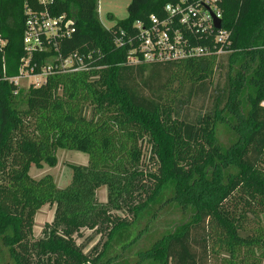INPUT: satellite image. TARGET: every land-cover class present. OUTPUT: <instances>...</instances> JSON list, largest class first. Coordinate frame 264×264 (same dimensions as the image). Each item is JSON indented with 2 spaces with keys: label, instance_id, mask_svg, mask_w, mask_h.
Instances as JSON below:
<instances>
[{
  "label": "trees",
  "instance_id": "trees-1",
  "mask_svg": "<svg viewBox=\"0 0 264 264\" xmlns=\"http://www.w3.org/2000/svg\"><path fill=\"white\" fill-rule=\"evenodd\" d=\"M176 1L131 0L128 17L106 27L99 0H54V15L77 20L64 55L79 51L93 68L22 88L10 78L25 55L26 6L43 5L0 0V264H118L127 257L108 253L128 229L171 204L182 219L137 252L140 260L264 264V0L221 1L232 52L207 60L218 81L185 85L167 120L166 92L183 62L129 64V47L114 40ZM219 122L239 135L228 148L216 139ZM61 148L89 156L71 166L65 187L50 173L31 175L32 166L57 165ZM45 205L54 216L35 238ZM83 229L100 235L87 253L75 238Z\"/></svg>",
  "mask_w": 264,
  "mask_h": 264
},
{
  "label": "built area",
  "instance_id": "built-area-1",
  "mask_svg": "<svg viewBox=\"0 0 264 264\" xmlns=\"http://www.w3.org/2000/svg\"><path fill=\"white\" fill-rule=\"evenodd\" d=\"M43 8L26 6L23 33L25 55L19 72L10 78L17 85H41L51 75L86 72L92 64L84 54L63 53V45L77 31L72 14L54 15L50 5L54 0H38ZM222 0H177L165 6V14H152L146 21L133 24L135 34L126 29L115 37L119 47H129V64L198 60L210 54L222 56L232 52V31L223 26ZM221 27H216V21ZM107 27V26H106ZM5 44V42H2ZM91 57V55L89 56Z\"/></svg>",
  "mask_w": 264,
  "mask_h": 264
},
{
  "label": "rangeland",
  "instance_id": "rangeland-1",
  "mask_svg": "<svg viewBox=\"0 0 264 264\" xmlns=\"http://www.w3.org/2000/svg\"><path fill=\"white\" fill-rule=\"evenodd\" d=\"M130 1L131 0H99L100 19L104 26L112 27L118 20L128 17L129 13L127 8ZM217 56V54H210L196 60L198 63L190 62L188 69L187 63L189 62L176 65L172 77V87L166 92L165 104L163 107L164 115L167 120L171 119L174 101L181 94L185 85L203 79L212 80L214 84L218 81L220 70L217 69L216 64L212 65L207 61L208 59L216 60ZM204 69L205 71L202 72ZM20 86L22 88H28L30 85L29 82H21ZM194 103L191 106H193ZM216 129V139L222 146L228 148L238 140V133L232 130L226 123L219 122ZM57 158V165L44 169L45 171L41 176L46 173L52 174L60 188L65 187L71 181L73 175L72 165L87 164L89 161L87 153L63 148L58 150ZM33 177L40 178L34 175ZM103 188L104 187L98 189V196L101 201L106 202L107 189L105 190ZM156 212L155 215L152 214V211L145 212L141 218L128 229L127 233H129L130 236L126 239L125 243H116L108 255L111 256L112 254L119 253L127 257L126 260L118 264H150L148 260H140L139 256H137V252L149 247L157 238L170 230L174 223L182 219L181 209L174 204L167 205L162 210ZM53 216L54 207L51 205H45L38 211L35 223V238L41 236L44 224L46 222H51ZM75 238L78 243L82 244L84 252L87 253L98 244L100 235L89 229H83L82 233L79 236H75ZM126 244L129 245L126 246L125 249L123 246ZM121 258L115 259L114 261L117 260L116 262H119Z\"/></svg>",
  "mask_w": 264,
  "mask_h": 264
},
{
  "label": "crops",
  "instance_id": "crops-1",
  "mask_svg": "<svg viewBox=\"0 0 264 264\" xmlns=\"http://www.w3.org/2000/svg\"><path fill=\"white\" fill-rule=\"evenodd\" d=\"M99 14H100V12H99ZM221 56H217V60L220 58ZM47 167H50V166H48V165H44V167L43 168H37L36 166H32V168H31V175L33 176H38V177H40L43 173H44V169H46ZM102 188V187H101ZM103 189H107L106 187H104ZM101 193H102V189H101ZM103 196H104V194H103ZM106 198H107V195H106ZM34 232H35V228H34Z\"/></svg>",
  "mask_w": 264,
  "mask_h": 264
},
{
  "label": "water",
  "instance_id": "water-1",
  "mask_svg": "<svg viewBox=\"0 0 264 264\" xmlns=\"http://www.w3.org/2000/svg\"><path fill=\"white\" fill-rule=\"evenodd\" d=\"M216 27H217V28H220V27H221V21H220V20H217V21H216Z\"/></svg>",
  "mask_w": 264,
  "mask_h": 264
}]
</instances>
